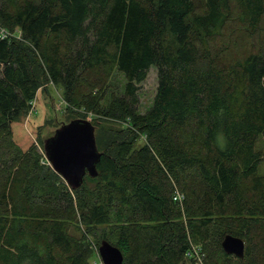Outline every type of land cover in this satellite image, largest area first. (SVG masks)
Segmentation results:
<instances>
[{
	"label": "trees",
	"instance_id": "trees-1",
	"mask_svg": "<svg viewBox=\"0 0 264 264\" xmlns=\"http://www.w3.org/2000/svg\"><path fill=\"white\" fill-rule=\"evenodd\" d=\"M0 28V264H90L92 227L112 232L121 264H184L190 245L203 264H264V0H0ZM114 72L122 95L105 105ZM45 82L94 128L96 175L77 189L12 141Z\"/></svg>",
	"mask_w": 264,
	"mask_h": 264
},
{
	"label": "rangeland",
	"instance_id": "rangeland-1",
	"mask_svg": "<svg viewBox=\"0 0 264 264\" xmlns=\"http://www.w3.org/2000/svg\"><path fill=\"white\" fill-rule=\"evenodd\" d=\"M0 33H3L1 28H0ZM15 36L16 38H19V34H15ZM246 48H247V39L242 38L240 44L235 47H232L229 50V53L231 56L241 55ZM124 83L125 81L122 75L114 72L113 75L110 77L109 83L107 82L106 84V88L109 87V91L107 90L106 94L104 95V101L102 102V104L107 105L108 103H110L113 97L116 96L117 98L121 97L122 95L121 92ZM136 87L137 88L134 92V96L137 103L134 105V111L136 113L142 114L151 105V101L155 92V88H156L155 68L151 67L146 74L145 80L139 83ZM84 114L85 113L83 110H78L75 107H69L68 110H66L65 105L63 103L61 87L56 85L54 86L50 83L45 82V84L40 86L39 89L36 91L34 99L31 103V107L28 109V111H26L25 114L21 115L16 121L10 124L9 128H10L12 141L14 142L15 147L20 152H26L27 150H29V147L34 148L35 152L41 155L40 161H43V163H45V166L47 165V167L51 170L42 152L43 140L51 136L56 128H58L62 123L66 122L65 120L70 121L72 117L79 118L80 116H84ZM143 139L144 138L142 137L141 140ZM141 143L143 142L139 141V145ZM256 149H258L262 154V161L258 164L256 172L258 176H264V139L263 138H259L257 140ZM12 163L13 161L9 162L8 164L11 165ZM37 180L40 179L37 178ZM56 182L58 187H60V185L62 184L66 187V184L62 181V179L57 180ZM56 182L53 183V186L56 185ZM88 184L90 187L93 186L92 182H89ZM31 199L33 201L36 200L35 197L32 196ZM75 222H77L75 226L71 223L66 224L65 226L66 232H68L69 235L71 233L74 234L75 236L79 235L78 232H76V227L79 228L81 232H85L84 228L82 227L83 225L80 224L77 219H75ZM87 230L90 231L92 234V236L88 237L89 245L91 246V249L93 251V256L90 258V264H101L96 251L97 247L100 244V241H102L100 239L102 237L103 238L107 237L105 241H108V243L109 242L113 243L114 242L113 234L109 230L108 231L106 230L104 232V235H101V230L94 227L88 228ZM229 261H230L229 264L237 263L234 258H231ZM184 264H190V263L189 261L185 260ZM220 264H225V263L220 262Z\"/></svg>",
	"mask_w": 264,
	"mask_h": 264
},
{
	"label": "water",
	"instance_id": "water-1",
	"mask_svg": "<svg viewBox=\"0 0 264 264\" xmlns=\"http://www.w3.org/2000/svg\"><path fill=\"white\" fill-rule=\"evenodd\" d=\"M42 152L51 170L70 189H77L85 174L96 175L95 165L101 155L96 149L93 126L81 119L70 120L56 128L43 140ZM220 248L226 255L242 258L243 242L239 238L225 235ZM96 251L101 264H121L120 252L107 241H100Z\"/></svg>",
	"mask_w": 264,
	"mask_h": 264
},
{
	"label": "built area",
	"instance_id": "built-area-1",
	"mask_svg": "<svg viewBox=\"0 0 264 264\" xmlns=\"http://www.w3.org/2000/svg\"><path fill=\"white\" fill-rule=\"evenodd\" d=\"M174 201H180L181 196L179 193L174 192L173 194ZM185 260H191L193 264H203V255L200 253V250L197 246L190 245L189 249L184 254Z\"/></svg>",
	"mask_w": 264,
	"mask_h": 264
}]
</instances>
